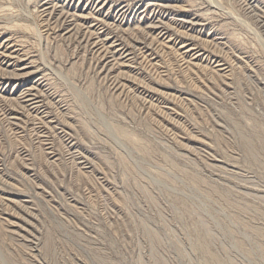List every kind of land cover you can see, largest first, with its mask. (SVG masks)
I'll return each instance as SVG.
<instances>
[{"label": "rangeland", "instance_id": "obj_1", "mask_svg": "<svg viewBox=\"0 0 264 264\" xmlns=\"http://www.w3.org/2000/svg\"><path fill=\"white\" fill-rule=\"evenodd\" d=\"M0 264H264V0H0Z\"/></svg>", "mask_w": 264, "mask_h": 264}]
</instances>
